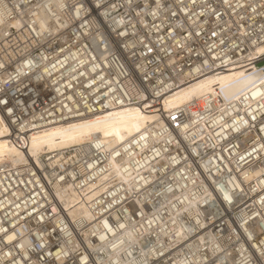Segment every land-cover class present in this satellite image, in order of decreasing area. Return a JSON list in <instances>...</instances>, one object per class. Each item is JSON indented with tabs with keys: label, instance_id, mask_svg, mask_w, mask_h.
<instances>
[{
	"label": "built area",
	"instance_id": "1",
	"mask_svg": "<svg viewBox=\"0 0 264 264\" xmlns=\"http://www.w3.org/2000/svg\"><path fill=\"white\" fill-rule=\"evenodd\" d=\"M149 3L0 0L4 26L21 21L36 29L29 28L27 38L21 40L20 33L25 30L10 27L6 30L8 38L16 37L20 42H12L7 48L0 41V73L8 71L12 75L6 86L10 90L2 89L0 93V109L14 119L10 121L12 137L21 141L37 127L47 128L119 108L140 107L143 112L161 114L163 124L151 127L157 139L146 136L133 144L132 148L139 149L141 143L143 151L129 153L131 163L154 164L150 175L157 174L158 179L152 184L153 192L169 197L176 191L181 200L189 193L198 200L199 211L193 207V216L184 212L177 221L187 233L201 225L205 239L197 246L173 248L171 264H191L193 259L197 264H264V254L254 255L241 246L243 240L250 245L258 237L251 240L247 233H237L239 221L248 223L252 231L264 227V188L258 191L256 181L247 183L241 174L248 163L253 162L250 170L263 165L264 161L255 157L264 142H218L206 132V140L191 137L189 132L188 142L179 132L184 125L210 130L220 113L210 104L201 107L197 102L169 113L162 109L166 96L181 88L195 71L208 75L239 67L263 69L264 54H259L258 48L264 46V0H229L228 5L224 0H210L219 16H198L204 0L196 4L191 0H165L156 16L150 14ZM183 29H195L199 36L184 41L188 32ZM10 50L21 54L12 58ZM238 116L243 121V114ZM251 122L253 129L260 131L256 119ZM132 148L102 152L100 147L89 145L81 148L70 164L51 165L50 158H44L39 167L29 157L24 165L0 166V264H141L135 250L143 248L149 264H162L157 256L161 245L154 236L139 239L134 252L129 250L131 244L121 253L102 245L108 241L110 205L102 206L107 222L93 224L72 221L65 212L56 214L50 205L42 207L37 202L40 178L45 180L48 175L67 179L70 172L77 173L87 163H92L95 171L110 154L120 158ZM195 149L197 155L192 152ZM64 155H70V151ZM263 179L264 175L259 184ZM214 191L230 197L226 205L212 198ZM157 205L164 210L169 203L161 198ZM121 220L128 222L124 217ZM262 240L258 242L264 250ZM113 243L115 240L108 242ZM204 245H212L215 253L208 248L206 251ZM218 246L222 247L218 250Z\"/></svg>",
	"mask_w": 264,
	"mask_h": 264
},
{
	"label": "bare ground",
	"instance_id": "2",
	"mask_svg": "<svg viewBox=\"0 0 264 264\" xmlns=\"http://www.w3.org/2000/svg\"><path fill=\"white\" fill-rule=\"evenodd\" d=\"M10 27L25 30L20 33L21 40L27 38L29 28L36 30L32 25H23L21 21H14L4 26L0 20V41L7 48H11L12 42H20V39L16 37L8 38L9 33L6 30H10ZM15 52L10 50L12 58H17L18 54H21L20 51ZM258 53L264 54V46L258 48ZM17 68L20 70V66ZM6 72L0 73V93L2 89L10 90L11 88L7 89L6 86L12 80V75ZM186 79L189 80L183 83L181 88L166 96L162 106L163 112L169 113L175 108L197 102L201 107L210 104L212 110L220 114L214 117L210 130L206 126L191 128L190 123L184 125L179 131L182 137L188 139L187 135L191 132V137L206 140V133H209L211 138L218 142L242 141L246 145L264 142V67L263 69L256 66L239 67L208 75H200L195 71ZM246 106L249 107L246 108ZM153 112L151 110L143 112L140 107L119 108L47 128L37 127L35 131L29 132L19 141L12 137L10 121L14 119L6 117L0 109V166L3 164L12 167L24 165L27 164L29 157L39 167H42L44 158H50L51 165H65L74 163L73 157H77L78 151L84 146L94 145L100 147V151L107 152L123 146L125 150L132 148L133 144H137L138 140L146 136L156 140L157 134L151 130V127L162 125L163 116ZM238 113L243 114V121L239 120ZM254 119L261 126L260 131L253 129L254 125L251 121ZM190 141L191 139H188V142ZM138 147L139 149L132 148L120 158L110 154L95 171L92 170L94 165L87 163L80 166L77 173L70 172L67 179L60 176L53 178L48 175L45 176V180L40 178L39 182L42 185L41 191L36 193L37 202L42 207L50 205L56 214L65 212L72 221L79 219L93 224L104 220L105 213L102 206L110 205L112 211L109 222L104 220L109 223L106 225L109 230L106 234L108 241H104L102 237L100 239L104 241L102 244L104 247L116 249V252L121 253L122 250L127 249L128 244H131L132 247L129 250L132 251L134 247L137 248L140 245L139 239L154 236L161 245L160 253L157 254L161 258L160 261L162 264H171L169 257L173 248L179 246L178 249H181L186 244L197 246L196 243L205 241L200 232L201 225L198 229L188 230L187 233L177 221V217L184 212L191 214L193 207L198 210V200L192 199L189 193L181 200L176 191L169 197L153 192L152 184L158 179L157 174L150 175L154 164L133 165L131 163L129 153L136 155L143 151L141 143H138ZM69 151L70 155L65 156L64 154ZM192 152L196 155L198 153L197 149ZM255 158L264 161V148ZM246 163L247 161L241 165ZM252 163L243 166L242 170L245 172L240 173L245 182L256 181L255 188L261 191L264 188V179L260 184L259 181L264 175V163L250 170ZM210 178L214 179L212 176ZM236 186L240 188V185ZM211 196L221 206L226 205L227 200L230 199L226 194H220L218 191L212 192ZM161 198H165V204L169 203L164 210H159L157 205ZM39 217L44 219L42 214ZM122 217L128 222H123ZM262 222L264 224V218ZM228 224L231 226V222ZM242 232L247 233L251 240L258 237V240L251 241L250 245L243 240L242 248L250 250L254 255H263L264 250L258 241L264 240V227H258L252 231L248 223L239 221L237 233L241 236ZM113 240L115 243L109 245L108 242ZM94 247L93 245L92 249ZM203 247L206 251L209 249L212 254L215 253L212 245ZM220 247L222 246H218V250ZM241 251L239 247L238 252ZM135 253L138 254L137 261L141 264H149L146 249L135 250ZM97 262L100 261L97 260ZM191 264H197L196 260H191Z\"/></svg>",
	"mask_w": 264,
	"mask_h": 264
},
{
	"label": "snow or ice",
	"instance_id": "3",
	"mask_svg": "<svg viewBox=\"0 0 264 264\" xmlns=\"http://www.w3.org/2000/svg\"><path fill=\"white\" fill-rule=\"evenodd\" d=\"M196 2L197 0H191L192 4H196ZM164 3H165V0H150V3L147 5L148 7H152V11L150 14L153 16H156L157 13L164 7ZM224 4L228 5L229 0H224ZM205 14L219 16V13L216 12V10L211 7L210 0H204V3L202 5V10L198 14V16H203ZM172 15H175V12H173ZM188 18L189 20L192 19L191 16H189ZM192 23H195V21H192ZM178 27L183 28L182 25H178ZM183 30L188 32V35L182 38L184 41L191 40L193 36H199V32L195 31V29H192V30L183 29ZM212 34L215 35V32H213ZM177 44L178 46H181L180 42H177ZM9 239H12V238L10 237Z\"/></svg>",
	"mask_w": 264,
	"mask_h": 264
}]
</instances>
